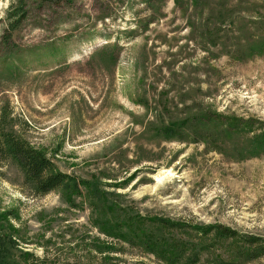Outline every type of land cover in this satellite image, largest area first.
I'll use <instances>...</instances> for the list:
<instances>
[{"label":"rangeland","instance_id":"rangeland-1","mask_svg":"<svg viewBox=\"0 0 264 264\" xmlns=\"http://www.w3.org/2000/svg\"><path fill=\"white\" fill-rule=\"evenodd\" d=\"M0 131V260L264 264V0H0Z\"/></svg>","mask_w":264,"mask_h":264},{"label":"trees","instance_id":"trees-1","mask_svg":"<svg viewBox=\"0 0 264 264\" xmlns=\"http://www.w3.org/2000/svg\"><path fill=\"white\" fill-rule=\"evenodd\" d=\"M56 1V0H54ZM58 2H68L70 0H57ZM0 158L12 159L15 161L25 176V182L30 184L33 190L40 195L49 193L58 188H65L70 191L77 190V182L68 173L58 169L55 163L41 150L33 147L27 141L19 138L13 133L0 131ZM163 223V222H162ZM229 232V231H228ZM230 231L228 235L232 236ZM141 242L151 244V237H140ZM158 245L157 252L160 255H179L178 251H171L168 246ZM0 264H14L0 260Z\"/></svg>","mask_w":264,"mask_h":264},{"label":"bare ground","instance_id":"bare-ground-1","mask_svg":"<svg viewBox=\"0 0 264 264\" xmlns=\"http://www.w3.org/2000/svg\"><path fill=\"white\" fill-rule=\"evenodd\" d=\"M160 179V178H159Z\"/></svg>","mask_w":264,"mask_h":264}]
</instances>
